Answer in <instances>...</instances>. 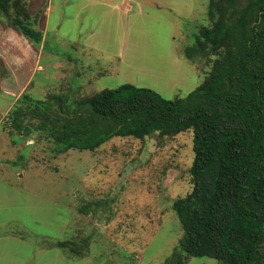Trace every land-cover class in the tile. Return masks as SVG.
Instances as JSON below:
<instances>
[{"label":"rangeland","instance_id":"374dc122","mask_svg":"<svg viewBox=\"0 0 264 264\" xmlns=\"http://www.w3.org/2000/svg\"><path fill=\"white\" fill-rule=\"evenodd\" d=\"M207 1L27 0L42 34V72L26 93L69 98L127 83L167 100L185 96L205 76L206 60L189 61L182 50L209 25ZM0 28L11 29L1 20ZM11 99L0 94V113ZM7 112L0 114V264H163L181 236L170 205L190 190V131L114 137L92 152L57 154L38 133L12 131ZM57 242H71L79 255Z\"/></svg>","mask_w":264,"mask_h":264},{"label":"trees","instance_id":"16d2710c","mask_svg":"<svg viewBox=\"0 0 264 264\" xmlns=\"http://www.w3.org/2000/svg\"><path fill=\"white\" fill-rule=\"evenodd\" d=\"M26 1L0 0V20L37 49L42 34ZM206 18L182 50L189 61L206 60L204 79L185 96L167 100L127 83L69 98L25 91L6 124L23 137L38 133L57 154L190 131V190L170 205L181 236L163 264H264V0H208ZM55 247L79 255L71 242Z\"/></svg>","mask_w":264,"mask_h":264},{"label":"crops","instance_id":"0c3cea01","mask_svg":"<svg viewBox=\"0 0 264 264\" xmlns=\"http://www.w3.org/2000/svg\"><path fill=\"white\" fill-rule=\"evenodd\" d=\"M40 56L38 48L34 49L23 37L11 29L0 28V61L3 68L0 70V94L12 98L8 108L1 113L9 110L28 85H33L35 74L42 72ZM43 80L39 78V81Z\"/></svg>","mask_w":264,"mask_h":264}]
</instances>
